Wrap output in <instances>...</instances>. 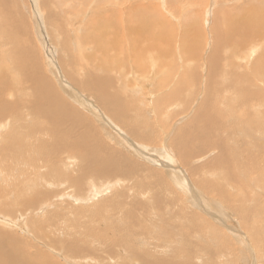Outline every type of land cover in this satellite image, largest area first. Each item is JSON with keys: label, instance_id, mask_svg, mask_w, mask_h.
Instances as JSON below:
<instances>
[{"label": "rangeland", "instance_id": "obj_1", "mask_svg": "<svg viewBox=\"0 0 264 264\" xmlns=\"http://www.w3.org/2000/svg\"><path fill=\"white\" fill-rule=\"evenodd\" d=\"M4 1L0 125L20 140L0 151V245L27 264H264V0ZM228 24L247 38H227ZM26 72L58 97L46 117ZM22 185L26 208L9 202Z\"/></svg>", "mask_w": 264, "mask_h": 264}, {"label": "bare ground", "instance_id": "obj_2", "mask_svg": "<svg viewBox=\"0 0 264 264\" xmlns=\"http://www.w3.org/2000/svg\"><path fill=\"white\" fill-rule=\"evenodd\" d=\"M7 1H9V0H6V1H4V2H7ZM177 1V0H176ZM212 1V0H211ZM228 1V0H227ZM226 1V2H227ZM29 2V1H28ZM79 2V1H78ZM201 2H205V1H202L201 0ZM232 2V1H231ZM231 2L229 3V1L227 2V4H228V6H229V4H231ZM206 3V2H205ZM9 4V3H8ZM28 4V3H27ZM233 4H235V3H233ZM233 4H231L232 5V8H234L233 7ZM10 5V4H9ZM200 5V4H199ZM238 5H241V3H239V4H237V6ZM242 5H244V4H242ZM212 6V5H211ZM0 7H1V5H0ZM134 7V6H133ZM132 7V8H133ZM138 7H140V6H138ZM243 7H245V6H243ZM242 7V8H243ZM3 8H4V6H3ZM166 8V7H165ZM201 8V7H200ZM215 8V7H214ZM225 8V7H224ZM231 7H229V9H230ZM231 8V12L233 11V9ZM236 8V7H235ZM241 8V9H242ZM2 9V8H1ZM5 9V8H4ZM8 9V8H7ZM135 9H136V7H135ZM140 9H141V7H140ZM205 9V8H204ZM237 9V8H236ZM245 9H247L246 7H245ZM3 10V9H2ZM155 10V9H154ZM208 10V9H207ZM222 10V9H221ZM226 10H228V9H226ZM3 11H6V10H3ZM205 11V10H204ZM229 11V10H228ZM235 11V10H234ZM236 11H239L240 12V10H236ZM244 11H246V10H244ZM248 11V10H247ZM202 12V11H201ZM209 12V11H208ZM218 12H220L219 10H218ZM225 12V11H224ZM253 12V11H252ZM118 13H120V12H118ZM135 13V12H134ZM139 13V12H138ZM191 13V12H190ZM196 13V12H195ZM241 13V12H240ZM248 13H251V12H248ZM7 14H8V12H7ZM217 16H218V14H219V16L218 17H221V19H222V17L223 16H220V14L221 13H215ZM226 14L227 13H225V16H226ZM232 14H234V12H232ZM231 14V15H232ZM237 14V13H236ZM236 14H234V15H236ZM252 14V13H251ZM250 14V15H251ZM125 15H126V13H125ZM139 15H140V13H139ZM242 15V14H241ZM260 15V14H259ZM4 16V15H3ZM127 16V15H126ZM125 16V18H127ZM129 16V15H128ZM137 16V15H136ZM240 16V15H239ZM135 17V16H134ZM139 16H137V18H138ZM145 17H147L148 18V16H146L145 15ZM241 17V16H240ZM132 18V17H131ZM131 18H128V19H130L131 20ZM147 18H146V20H147ZM226 18H228V16L226 17ZM234 18H235V16H234ZM234 18H232V24L234 23V21L235 20H233ZM239 18V17H238ZM242 18H243V16H242ZM249 18V17H248ZM4 19H5V17H4ZM153 19V18H152ZM156 20V19H155ZM164 20V19H163ZM166 20V19H165ZM237 20V19H236ZM4 21V20H3ZM157 21V20H156ZM155 21V22H156ZM229 21V20H228ZM238 21H239V19H238ZM237 21V22H238ZM250 21V20H249ZM264 21V20H263ZM262 21V22H263ZM141 22V21H140ZM153 22V21H152ZM186 22V21H185ZM231 22H230V24H231ZM139 23V22H138ZM137 23V24H138ZM160 23V22H159ZM228 23V22H227ZM252 24H256V23H254V22H251ZM250 23V24H251ZM189 24H191V22H189ZM194 24H195V22H194ZM193 24V22H192V26H191V28H194V25ZM231 24V25H232ZM235 24V23H234ZM236 24H238V23H236ZM251 24V25H252ZM139 25L141 26V24H138V25H136V26H138V29H139ZM186 25H187V23H186ZM229 25V24H228ZM228 25H226V26H228ZM243 25V24H242ZM245 25V24H244ZM243 25V26H244ZM131 26H132V24H131ZM240 26H241V24H240ZM262 26V25H261ZM260 25H258V28L259 27H261ZM230 27V25L228 26V28L226 29V31L224 30V32L223 33H225L226 34V36H227V38H236L237 39V36L239 37V38H243V39H245V36L246 35H248V27L245 29L244 27V29L246 30V32H243L242 30H240V29H238V28H240L239 26H237L238 28H236L235 26L234 27H232L231 29L229 28ZM124 28V27H123ZM127 28V27H126ZM136 28V27H135ZM242 28V29H243ZM144 29H147L146 27L144 28ZM144 29H140L139 30V32H144ZM163 29V28H162ZM243 29V30H244ZM250 29H252V26L250 27ZM217 30H219V28H217ZM216 30V31H217ZM253 31V30H252ZM260 31V30H259ZM263 31V30H262ZM138 32V33H139ZM234 32H236V33H238V34H235ZM250 32V31H249ZM264 32V31H263ZM263 32L261 33V36H262V34H263ZM5 33V36H6V38L9 40V39H11L12 37H11V35L7 32V31H5L4 32ZM234 33V34H233ZM137 34V33H136ZM258 34H259V32H258ZM150 35V34H149ZM132 36V35H131ZM143 36V35H142ZM152 38L153 39H156L157 40V35H156V33L155 32H152ZM194 36V39L192 40V42L195 40V34L193 35ZM197 36V35H196ZM214 36H215V34H214ZM222 36V35H221ZM259 36H260V34H259ZM133 37H134V35H133ZM216 37H218V36H216ZM131 38V37H130ZM246 38H247V36H246ZM136 39H139V37H137V38H135L134 39V41L132 42V46H130V48H131V50H135V52H136V55H138V54H141V52L140 51H138V47H136L137 46V44L139 43V42H137V40ZM219 39H221V38H219ZM226 39V38H225ZM224 39V40H225ZM258 39V38H257ZM148 40V39H147ZM151 40V39H150ZM261 40H263V39H261ZM155 41V40H154ZM215 41V40H214ZM238 41V40H237ZM190 42V41H189ZM195 42V41H194ZM227 42V41H226ZM242 42H244L245 43V41H242ZM149 43H150V41H149ZM217 43V42H216ZM216 43H214V44H216ZM232 43V42H231ZM249 43V42H248ZM259 43V42H258ZM150 44H153V41L150 43ZM150 44H148L147 46H144L145 47V49H149V48H152V45L150 46ZM193 44V43H192ZM195 44H196V42H195ZM219 44V43H218ZM234 44V43H233ZM188 45V44H187ZM187 45H185V46H187ZM190 45H191V43H190ZM212 45V44H211ZM210 45V46H211ZM198 46V45H197ZM262 46V45H261ZM101 47V46H100ZM129 47V46H128ZM141 47V46H140ZM156 47V46H155ZM191 47H193L192 45H191ZM194 47L196 48V46L194 45ZM223 47V46H222ZM229 47V46H228ZM230 47H233L232 45L230 46ZM99 48V47H98ZM154 48V47H153ZM193 49L194 48H190V51L189 52H193ZM197 49V48H196ZM210 49V48H209ZM101 50H102V48H101ZM155 50H157V49H155ZM185 50H187V49H185ZM195 50V49H194ZM107 51V50H106ZM100 52V51H99ZM161 52V51H160ZM164 52L166 53V51L164 50ZM187 52V51H186ZM195 52H197V51H195ZM224 52V51H223ZM98 53V52H97ZM101 53V52H100ZM129 53V52H128ZM155 53V52H154ZM199 54V53H198ZM104 55H105V52H104ZM191 55V54H190ZM196 56H198L197 54H195ZM110 57V56H109ZM154 57V56H153ZM188 57V56H187ZM200 57V56H199ZM206 57H207V55H206ZM228 58V57H227ZM154 59H155V57H154ZM95 61H96V59H95ZM84 62V61H83ZM155 63V62H154ZM190 63V62H189ZM93 64V63H92ZM252 64V63H251ZM24 71L26 70L25 69V67H26V65H25V63H21V64H18ZM80 65V64H79ZM104 65H105V63H104ZM180 65V64H179ZM181 65H183V63L181 64ZM232 65V64H231ZM184 66V65H183ZM225 66H226V64H225ZM233 66V65H232ZM243 66V65H242ZM264 66V65H263ZM224 67V66H223ZM249 67V66H248ZM258 67V66H257ZM81 68V67H80ZM83 68V67H82ZM246 68V67H245ZM251 68V67H250ZM179 69V68H178ZM224 69V68H223ZM228 69H230V68H228ZM243 69V68H242ZM249 69V68H248ZM86 70V69H85ZM76 71V70H75ZM79 71V70H78ZM119 71V70H118ZM164 71V70H163ZM169 71V70H168ZM224 71V70H223ZM107 72V71H106ZM184 72V71H183ZM182 72V73H183ZM227 72V71H226ZM246 72H247V70H246ZM260 72H261V70H260ZM264 72V71H263ZM224 73V72H223ZM222 73V75H224ZM253 73H256V72H253ZM26 74L28 75V76H33L34 77V79H35V82H33L32 83V88L33 89H37L38 90V95H36V97H35V99H36V106H38L37 107V109H38V113H39V115L41 116V118H43V116L44 117H46L47 115H48V113L47 112H43V110H41L42 109V106H44L42 103L43 102H45L47 99H49V98H54V99H56L57 100V104H60L59 102H58V97L56 98V97H52L51 96V94H52V92H50V94H49V91H51V90H53V89H45V90H47L48 91V93L47 94H43L42 92H40V89L38 88V84H37V81L38 80H36V75L34 74H29V72H26ZM110 74V73H109ZM238 74V73H237ZM250 74V73H249ZM211 75H212V73L210 74V78H211ZM263 75H264V73H263ZM88 76V75H87ZM90 76H92V75H90ZM109 76V75H108ZM111 76V75H110ZM242 76V75H241ZM113 77V76H112ZM247 77V76H246ZM111 78V77H110ZM245 78V77H244ZM91 79V78H90ZM147 79V78H146ZM157 79V78H156ZM174 79V78H173ZM246 79V78H245ZM249 79V78H248ZM251 79H253V78H251ZM94 81V78L93 79H91V81ZM148 80H149V78H148ZM155 80V79H154ZM89 80H87V82H88ZM98 81V80H97ZM225 81V80H224ZM255 81V80H254ZM96 82V81H95ZM229 82V81H228ZM251 82V81H250ZM41 84H42V82H41ZM47 84H49V82H47ZM140 84H141V82H140ZM92 85H94V84H92ZM232 85V84H231ZM51 86V85H50ZM98 86V85H97ZM100 86V85H99ZM235 86H237V85H235ZM230 87V86H229ZM231 88V87H230ZM239 88V87H238ZM254 88V87H253ZM35 89V90H36ZM150 89V88H149ZM232 89V88H231ZM246 89V88H245ZM257 90H258V88H256ZM1 90L2 89H0V93H1ZM100 91H102V92H104V90L106 91V89L105 88H103V89H99ZM226 90V89H225ZM234 90V89H233ZM223 92V91H222ZM238 92V91H237ZM236 92V93H237ZM152 93V92H151ZM227 93V92H226ZM232 93V92H231ZM94 94H96V93H94ZM201 94V93H200ZM235 94V93H234ZM248 94H251V93H248ZM202 95H203V93H202ZM224 95V94H223ZM150 96V95H149ZM231 96H234V95H230V97ZM243 96V95H242ZM235 97V96H234ZM233 97V98H234ZM103 98V97H102ZM101 98V99H102ZM110 98V97H109ZM235 99H237V98H235ZM241 99H243V98H241ZM108 100V99H107ZM227 100H230L229 98H227ZM105 101V100H104ZM111 101V100H110ZM102 102V101H101ZM100 102V103H101ZM113 102L115 103L116 102V100L114 101V99H113ZM232 102H234V100L232 101ZM238 102V101H237ZM239 102H240V100H239ZM238 102V103H239ZM106 103V102H105ZM230 103V102H229ZM107 104V103H106ZM108 104H110V102L108 101ZM237 104V103H236ZM112 105V104H111ZM111 105H108V107H110L111 108ZM195 106V105H194ZM225 106V105H224ZM230 106V105H229ZM248 106V105H247ZM56 107V106H55ZM196 107V106H195ZM228 107V106H227ZM234 108H235V105H234ZM233 108V109H234ZM56 109H57V107H56ZM196 109V108H195ZM231 109V108H230ZM238 109V108H237ZM7 110H9V108L7 107V106H3L2 107V109L0 110V112H1V114H2V112H5V111H7ZM226 110V109H225ZM236 110V109H235ZM153 111V110H152ZM224 111V110H223ZM228 111V110H227ZM232 111V110H231ZM58 112H59V110H58ZM118 112V111H117ZM226 112V111H225ZM235 112V111H234ZM46 113V114H45ZM97 113V112H96ZM232 113V112H231ZM43 115V116H42ZM226 116V115H225ZM105 117V116H104ZM227 117H229V116H227ZM258 117V116H257ZM263 119V118H262ZM3 124V127L0 125V129L2 128V130H0V132H2L1 134H0V151L1 150H12L13 148H14V145L20 140V138L19 137H13V136H9V137H4V135L8 132V130H9V127L7 126V125H9V123L8 122H4V123H2ZM188 124V123H187ZM197 125V124H196ZM204 125V124H203ZM200 126H202L201 125V123L199 124V127ZM209 126H210V124H209ZM192 127V126H191ZM204 127V126H203ZM202 127V128H203ZM211 127V126H210ZM177 128V127H176ZM190 128V127H189ZM198 128V127H197ZM57 129H59V128H57V127H53L52 126V133H54V131H58V134H57V136H60V131L59 130H57ZM210 129V128H209ZM209 129H208V132H209ZM190 131V130H189ZM204 131V130H203ZM197 132V131H196ZM205 132V131H204ZM178 134V133H177ZM199 134V133H198ZM198 134H194V136L196 135H198ZM204 134V133H203ZM210 134H211V132H210ZM209 134V135H210ZM214 134V133H213ZM185 135V134H184ZM201 135V134H200ZM200 135H199V137H200ZM167 136V135H166ZM206 138V137H205ZM15 139H18V141H16ZM83 139V138H82ZM175 139V138H174ZM208 139V138H207ZM210 139H212V138H210ZM177 140H178V138H177ZM199 141V140H198ZM54 142H62V141H54ZM213 142V141H212ZM65 143V142H64ZM210 143V142H209ZM181 144V143H180ZM214 144V143H213ZM52 145V144H51ZM46 146H49V145H47L46 143H43L42 141H40L39 142V145H38V147H37V149L38 150H51V149H48ZM56 146L58 147V146H62V149H61V151L63 150V149H65V151L66 152H68V151H70V150H72V149H74V151L73 152H75L76 153V155L78 156V153L76 152V148L73 146V145H71V144H65L64 146H63V143H58V144H56ZM79 149V148H78ZM51 151H56V152H58L59 151V148H57V149H54V150H51ZM184 152V151H183ZM61 153V152H60ZM169 153V152H168ZM80 154V153H79ZM184 154V153H183ZM192 154V153H191ZM2 156H0V158H1ZM67 157H72V158H74L73 157V155H69V156H67ZM6 159H8V157H7V155L6 156H3V161H5ZM147 159V158H146ZM2 161V160H1ZM182 161V160H181ZM56 162V161H55ZM57 163V162H56ZM150 163H151V161H150ZM215 163V162H214ZM153 164H154V162H153ZM217 164V163H216ZM0 165H2L1 163H0ZM71 165V164H70ZM240 167V166H239ZM16 169H18V166H17V168ZM3 171V172H5V178H6V171H8V169H7V167L5 166V165H2L1 167H0V171ZM52 170L54 171V173H56V174H58L59 175V168L58 167H56V168H52ZM191 172H192V170H190ZM228 172H229V170H228ZM241 172V171H240ZM45 173H46V175H48L47 174V172L45 171ZM171 173H173L174 174V172H171ZM206 173V172H205ZM107 174V172H101L100 173V175H106ZM180 174V173H179ZM186 174V173H185ZM198 174V173H197ZM200 174V173H199ZM172 175V174H171ZM170 175V176H171ZM176 175H178V173L176 174ZM182 175V174H181ZM206 176V175H205ZM234 177V176H233ZM1 178V177H0ZM4 178V177H3ZM2 178V179H3ZM4 178V179H5ZM39 180H40V178H41V175L39 174ZM44 178V177H43ZM179 178V177H178ZM181 178V177H180ZM86 179V178H85ZM91 179V178H90ZM108 179V178H107ZM42 180V179H41ZM44 180H46V179H44ZM59 180L60 179H57V182H59ZM89 180V179H88ZM207 180V179H206ZM223 180H225V179H223ZM49 181V180H48ZM52 181V180H51ZM119 181V180H118ZM180 181V180H179ZM3 182V181H2ZM5 182V181H4ZM187 182V181H186ZM223 182V181H222ZM45 183V186L46 185H50V183H46V182H44ZM5 184V183H4ZM61 184H63L62 182H61ZM183 184V183H182ZM53 185H54V182H53ZM178 185V184H177ZM198 185V184H197ZM215 185V184H214ZM44 186V187H45ZM89 186V185H88ZM199 187L201 186V185H198ZM91 187V186H90ZM184 187V186H183ZM202 188H203V186H202ZM100 189V188H99ZM181 189V188H180ZM182 190V189H181ZM184 190V189H183ZM211 190V189H210ZM221 190H222V188H221ZM3 191L4 192H6V189L4 190L3 189ZM27 191H29V188H27L25 185H22V187H17V188H14L13 190H12V197H13V194H14V198L12 199V201H9L10 202V204L12 205V206H15V204H16V202L17 201H19L18 199H15V197L16 198H19L20 199V203H21V199H22V203L21 204H18V206L20 205V206H23L24 204H23V201L24 200H28V196H21L22 194H26L27 193ZM91 191V190H90ZM223 191V190H222ZM35 192V191H34ZM63 192H64V190H63ZM7 193H8V191H7ZM10 193V192H9ZM65 194H69L68 193V191H65L64 192ZM90 193H93L92 191L90 192ZM183 193V192H182ZM188 193V192H187ZM220 193V192H219ZM2 194H4L3 192H2ZM33 195V194H32ZM37 195H38V192H37ZM36 195V196H37ZM185 195V194H184ZM224 195V194H223ZM10 196V195H9ZM33 197H34V195H33ZM32 197V198H33ZM38 197V196H37ZM63 196H61V198H62ZM39 198V197H38ZM90 198H92L90 195H87L85 192H83L82 193V195L80 196V197H74V198H72L75 202H77V201H79V202H82V201H84V199H90ZM170 198V197H169ZM37 200V199H36ZM4 201V200H3ZM195 201V200H194ZM193 201V202H194ZM213 201V200H212ZM30 202L31 201H28L27 203V208L29 207V204H30ZM74 202V203H75ZM204 202V201H203ZM4 203V202H3ZM31 203H33V202H31ZM208 203V202H207ZM7 204V203H6ZM202 204V206H203V204L204 203H201ZM213 204V203H212ZM1 206V205H0ZM8 206H10L9 204H8ZM26 206V204L23 206V207H25ZM52 206V205H51ZM197 206V205H196ZM209 206V205H208ZM210 207V206H209ZM26 208V207H25ZM24 208V209H25ZM21 209V208H20ZM211 209V208H210ZM4 210V209H3ZM11 210V209H10ZM23 210V209H22ZM204 210L206 211V210H208V209H205L204 208ZM9 211V210H8ZM213 211H215V210H212V212ZM145 212V211H144ZM148 212V211H147ZM146 212V213H147ZM207 212V211H206ZM208 212H209V210H208ZM217 212V211H216ZM221 212V211H220ZM14 213V212H13ZM149 213V212H148ZM12 214V213H11ZM212 214V213H211ZM226 214V213H225ZM20 215V214H19ZM124 215V214H123ZM131 215V214H130ZM194 215V214H193ZM209 215V214H208ZM195 216V215H194ZM228 216V215H227ZM20 217V216H19ZM29 217V216H28ZM129 217V216H128ZM209 217V216H208ZM24 218V217H23ZM27 218V217H26ZM139 218V217H138ZM22 219V218H21ZM28 219V218H27ZM131 219V218H130ZM191 219V218H190ZM163 220V219H162ZM1 221V220H0ZM5 221V220H4ZM138 221V220H137ZM193 221V220H192ZM237 221V220H236ZM7 222V221H6ZM131 222V221H130ZM199 222V221H198ZM218 222V221H217ZM8 223V222H7ZM139 223V222H138ZM225 223V222H224ZM191 224V223H190ZM189 224V225H190ZM229 225V224H228ZM193 226V225H192ZM163 227V226H162ZM19 228H21V227H19ZM156 229H157V227H155ZM152 230H153V228H152ZM178 230H179V228H178ZM144 231V230H143ZM154 231V230H153ZM152 231V232H153ZM157 232V231H156ZM173 232V231H172ZM259 232V231H258ZM149 233H151V231L149 232ZM170 233V232H169ZM253 233V232H252ZM146 233H144V235H145ZM155 234V233H154ZM171 234V233H170ZM139 235V234H138ZM144 235H142L141 234V236H144ZM156 235H158V234H156ZM150 236V235H149ZM159 236V235H158ZM170 236V235H169ZM243 236V235H242ZM145 237L147 238V234L145 235ZM171 237H172V235H171ZM142 237H140V239H141ZM150 238V237H149ZM153 238V237H152ZM182 238H183V236H182ZM186 238V237H185ZM168 239H169V237H168ZM181 240H183V239H181ZM151 241V240H150ZM184 241V240H183ZM186 241V240H185ZM146 242V241H145ZM170 242V241H169ZM172 242V241H171ZM148 243V242H147ZM157 243V242H156ZM251 243V242H250ZM2 245H3V243H1ZM144 244V243H143ZM157 244H159V242L157 243ZM162 244H163V242H162ZM165 244V243H164ZM169 244V243H168ZM0 245V264H27V258L25 257V255L23 254V253H18V252H16L15 250H14V248H9V249H7L8 247H6L5 245ZM11 246V245H10ZM130 246V245H129ZM144 246H145V244H144ZM147 246H148V248L150 249V251H151V244L149 243V245L147 244ZM162 246V245H161ZM170 246V245H169ZM69 247V246H68ZM131 248H129V249H131V251H133L134 253H135V255L136 256H138V254L135 252V248H134V246H130ZM154 247V246H153ZM143 248V247H142ZM155 248H157V247H155ZM160 248V247H159ZM162 249V248H161ZM164 249H166V248H164ZM163 249V250H164ZM183 249V248H182ZM67 250V249H66ZM71 250H73V251H75V248L74 247H69L68 248V251L69 252H71ZM168 250V249H167ZM187 251H189L188 249H187ZM164 253H165V251H163ZM119 253V252H118ZM242 253V252H241ZM149 255V254H148ZM72 256V255H71ZM150 256H151V254H150ZM188 256H189V254H188ZM72 258H74V260H75V257H73L72 256ZM78 259V258H77ZM139 259V258H138ZM154 259V258H153ZM190 258H188V260H189ZM46 260H48L49 261V263H51V264H53L52 263V261H51V259L49 260V258L47 257V259ZM64 260L66 261V263H68V264H73L71 261H68V260H66L65 258H64ZM122 260H123V258H122ZM147 260V259H146ZM141 260L142 261V264H150L149 262V260ZM167 260V259H166ZM239 261V260H238ZM82 262V261H81ZM170 262V261H169ZM79 263V262H78ZM116 263V262H115ZM120 263H123L124 264V262H121V258H120ZM76 264V263H75ZM166 264V263H165ZM177 264H179V263H177ZM191 264V263H190ZM244 264V263H243ZM253 264H255V263H253Z\"/></svg>", "mask_w": 264, "mask_h": 264}]
</instances>
